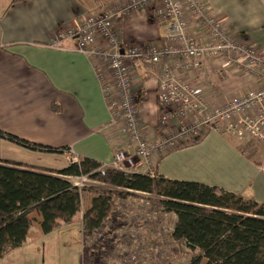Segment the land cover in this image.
I'll return each instance as SVG.
<instances>
[{"label":"built area","instance_id":"2783aa9c","mask_svg":"<svg viewBox=\"0 0 264 264\" xmlns=\"http://www.w3.org/2000/svg\"><path fill=\"white\" fill-rule=\"evenodd\" d=\"M144 12L164 31L162 38L146 46L124 45V21ZM68 39L89 63L109 115L100 131L117 149L106 166L152 175L147 164L151 157L196 145L211 132L242 146L264 144V44L236 32L203 0H113L55 28L48 46L57 49ZM208 64L238 75L246 88L216 102L207 86L185 78ZM149 78L157 89L154 123L144 106V82ZM136 158L145 161V168ZM67 180L79 190L103 187L86 176ZM127 194L113 202L107 218L83 239L89 249L86 263L172 264L185 255L171 233L165 236L158 199L141 192ZM144 228L161 237L162 248L141 245Z\"/></svg>","mask_w":264,"mask_h":264},{"label":"crops","instance_id":"0c3cea01","mask_svg":"<svg viewBox=\"0 0 264 264\" xmlns=\"http://www.w3.org/2000/svg\"><path fill=\"white\" fill-rule=\"evenodd\" d=\"M111 1L26 0L11 4L0 0V130L30 143L69 148L68 154L33 152L0 139V160L50 170H60L79 158L110 164L117 147H111L106 133L100 131L109 115L89 63L73 50V39L57 49L49 48L48 42L55 28ZM203 2L236 32L264 44V0ZM163 34L151 14L144 12L124 21L121 39L124 45L146 46ZM185 78L207 86L216 102L242 93L247 85L238 75L220 72L214 64ZM143 91L146 117L154 123L158 109L155 81L145 80ZM51 103L61 106V114L51 112ZM34 158L46 163L36 164ZM135 161L144 168L149 164L150 172L165 179L217 187L264 204V144L242 146L211 132L196 145L151 157L146 165L140 158ZM82 215L77 212L74 216L81 221ZM166 215L173 219L172 234L177 218L173 213ZM30 218L25 243L1 258L0 264H55L44 242L54 230L44 234L41 217L34 213ZM53 221L57 226L62 223Z\"/></svg>","mask_w":264,"mask_h":264},{"label":"trees","instance_id":"16d2710c","mask_svg":"<svg viewBox=\"0 0 264 264\" xmlns=\"http://www.w3.org/2000/svg\"><path fill=\"white\" fill-rule=\"evenodd\" d=\"M50 110L62 112L57 103H51ZM0 139L33 152H69L68 147L30 143L1 130ZM81 176L103 187L79 190L67 180ZM84 191L96 197L82 215L83 239L107 218L115 200L141 192L156 197L163 212L176 216L172 236L189 257L187 264H264L263 203L196 182L124 172L90 158L76 159L60 170L0 160V259L25 243L31 215L41 217V230L48 234L57 227L54 219L66 223L80 211ZM88 251L82 243L81 264H87Z\"/></svg>","mask_w":264,"mask_h":264},{"label":"rangeland","instance_id":"374dc122","mask_svg":"<svg viewBox=\"0 0 264 264\" xmlns=\"http://www.w3.org/2000/svg\"><path fill=\"white\" fill-rule=\"evenodd\" d=\"M42 153V152H41ZM25 159V158H24ZM44 159L34 158L33 161L36 164H44L46 162ZM29 161V160H27ZM95 193L91 191H84L81 201V213L85 212L89 206H91V201L95 197ZM127 202V201H126ZM159 214L167 228L166 237L170 234V228L173 225V219L168 215L164 214L162 210H159ZM79 216V215H78ZM78 216H74L70 221L66 223H61L57 226L52 235H50L44 242L47 245V251L49 250L48 256L52 258L55 264H81V251L83 243L82 235V225ZM143 242L141 245L145 247L159 246L162 248V239L156 236V233L149 228H144L142 230ZM164 237V235L162 236ZM188 263V257L185 255H180L172 264H185Z\"/></svg>","mask_w":264,"mask_h":264},{"label":"water","instance_id":"95a60500","mask_svg":"<svg viewBox=\"0 0 264 264\" xmlns=\"http://www.w3.org/2000/svg\"><path fill=\"white\" fill-rule=\"evenodd\" d=\"M122 53V52H121Z\"/></svg>","mask_w":264,"mask_h":264}]
</instances>
